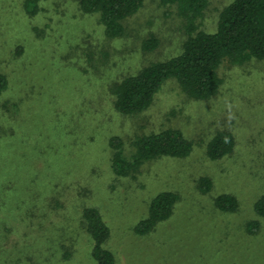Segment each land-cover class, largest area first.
Instances as JSON below:
<instances>
[{"label": "rangeland", "instance_id": "rangeland-1", "mask_svg": "<svg viewBox=\"0 0 264 264\" xmlns=\"http://www.w3.org/2000/svg\"><path fill=\"white\" fill-rule=\"evenodd\" d=\"M25 1L0 0V74L8 81L0 94V264H95L84 206L98 208L109 226L105 247L115 264H264V219L256 233L246 230L264 195V60L224 61L208 101L169 80L148 109L121 116L110 86L181 51L186 33L175 8L144 0L125 35L110 40L78 0H43L33 16ZM231 1L208 0L200 28L213 32ZM151 37L158 45L145 52ZM165 129L192 142L188 157L147 162L132 178L112 174L110 137L129 157L136 136ZM220 131L234 136L235 147L210 161L206 145ZM201 178L212 183L207 193L198 190ZM162 191L179 197L172 216L136 235ZM220 194L233 195L237 210L218 211Z\"/></svg>", "mask_w": 264, "mask_h": 264}, {"label": "trees", "instance_id": "trees-1", "mask_svg": "<svg viewBox=\"0 0 264 264\" xmlns=\"http://www.w3.org/2000/svg\"><path fill=\"white\" fill-rule=\"evenodd\" d=\"M43 0H26L25 13H38ZM174 7L184 20L186 39L181 51L167 59L152 62L136 74L127 76L110 86L113 109L121 116H133L150 107L155 95L169 80L177 82L191 99L208 101L221 86L218 69L224 61L242 65L250 60H264V0H232L223 7L213 32L200 28V20L208 6V0H162ZM144 0H78V9L83 15H95L105 38L115 40L125 35V21L134 16ZM158 42L151 37L142 44V50L151 52ZM8 81L0 74V94L6 91ZM111 150L110 170L117 178L134 177L142 166L160 158L184 159L193 144L177 129H165L156 133L136 136L131 141L132 152L126 156L123 142L113 136L108 140ZM234 136L230 132H217L207 143L205 153L210 161H218L232 154ZM208 178L198 180V190L207 193L211 189ZM179 197L175 192H159L148 205L144 218L133 227V232L144 236L157 224L168 220ZM1 202V196H0ZM214 207L223 213L237 210L238 202L231 194H220L214 199ZM256 220L248 222L246 230L254 234L259 229V220L264 219V195L254 203ZM81 224L91 241V259L95 264H115L114 254L105 247L110 238V228L101 212L94 206H84L80 211Z\"/></svg>", "mask_w": 264, "mask_h": 264}]
</instances>
